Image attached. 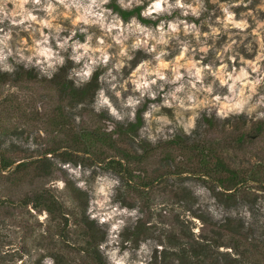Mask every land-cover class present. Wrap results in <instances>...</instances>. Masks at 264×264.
I'll list each match as a JSON object with an SVG mask.
<instances>
[{
  "label": "rangeland",
  "instance_id": "obj_1",
  "mask_svg": "<svg viewBox=\"0 0 264 264\" xmlns=\"http://www.w3.org/2000/svg\"><path fill=\"white\" fill-rule=\"evenodd\" d=\"M153 2L143 0L138 5L140 15ZM17 3H6L8 14L16 13L12 19L20 20L32 11L37 21L31 27L27 21L24 25L10 20L0 23V36L11 33L10 40L0 43L5 53L11 50L7 60L0 62V72L11 74L22 66L25 70L33 68L37 77L0 80V264H56V254L67 264H89L82 251L86 239L85 226L80 222L83 210L105 230L99 248L110 264L177 263L175 257H165L162 249L192 239L217 241V250L230 256L220 264H264V131L248 135L240 144L234 140L239 131H253L252 127L264 120V0H182L184 8L175 7L176 0H169L171 15L153 12L154 19L146 18L153 21L149 23L137 16L125 21L118 15L122 26L135 17L153 31L161 22L165 31L168 22H184L166 37V44L148 40V47L155 48L153 52L143 47L132 49L134 37L129 38L125 57L119 55L120 46L112 39L118 29L109 35L96 25H84L77 20L75 9L61 5L48 15L40 6L28 3L21 9ZM136 6L133 3L132 8ZM103 8L109 10L105 15L110 22L117 13L110 3ZM228 13L233 14L232 22L227 21ZM40 21L52 27H43ZM235 23L247 27L236 28ZM57 28L62 29L61 38L75 31L69 44L75 40L84 43L85 36L92 35L91 44L96 47L98 39H103L109 63L94 66L91 75L83 79L77 73L85 62L71 60L72 49L62 51L50 39L64 63H57L55 71L48 68L42 72L35 64V42L42 38L41 32L49 35ZM81 28H87V33H81ZM185 46L188 51L181 56ZM17 50L25 57L32 56L33 62L22 59ZM160 51L166 53L161 58L165 68H159L154 59ZM117 62L122 63L119 70L113 67ZM141 64H146L153 75L146 77L147 87L137 88L133 74ZM193 64L202 69L200 81L190 75L195 71ZM5 65L13 71H3ZM63 66H67V78L76 87L89 82L98 71V89L91 102L70 105L69 99L59 97L50 79ZM253 66L258 71L253 72ZM241 68L249 74L247 81L237 82L232 90L214 75L233 70L235 75ZM156 70L163 73V79L154 75ZM143 104V124L137 138L153 145L177 134L198 138L222 153L230 165H240L251 181L224 191L218 198L205 182L189 173L198 169L199 153L170 145L148 153L150 156L143 160L124 159L123 150H132L128 140L117 135V122L135 120ZM204 115L214 126L202 119ZM239 115L245 117L243 127ZM227 118L230 121L222 124ZM106 131L111 133L113 145L104 139ZM134 145L141 154L142 148ZM21 162L25 166L15 170ZM176 167L187 171L170 175ZM181 186L191 190L186 201L180 199ZM40 192L58 206L46 202L51 211L36 206L34 197ZM109 214L110 218L102 220ZM227 217L235 219L231 221L234 226L239 220L243 222L239 233L220 228Z\"/></svg>",
  "mask_w": 264,
  "mask_h": 264
},
{
  "label": "trees",
  "instance_id": "obj_2",
  "mask_svg": "<svg viewBox=\"0 0 264 264\" xmlns=\"http://www.w3.org/2000/svg\"><path fill=\"white\" fill-rule=\"evenodd\" d=\"M110 6L114 12H116L123 20H128L132 16H137L140 21L144 23L153 22L150 19L143 18L140 15V6H136L131 8L130 10L122 9L115 0H111ZM67 66H63L59 69V72L55 73L54 76L50 79L51 82L54 83L58 95L61 99H69L70 105L74 103H88V100L91 102L93 100L95 91L98 89V71H96L92 77V79L84 84L81 87H76L73 84L71 79L67 78ZM8 76H12V79L18 81L22 78L26 79H35L37 77V73L33 68L31 69H23L22 66H19L13 73H1L0 72V80H5ZM145 104H143L137 110V114L135 116V120L128 121L126 123L117 122L120 129H118L117 135L122 136L128 140L131 145V150L126 149L123 150V158L128 159H136L143 160L146 159L153 151L159 149L163 146H173V147H183L189 152L199 153L198 157V169L196 171H192L189 173L194 174V176H198L203 182L207 184V186L212 190L213 194L219 198L218 195L225 194L224 191L232 190L236 187H240L244 185L247 181H251L252 177H249L248 172L243 171L240 165H230L222 155V153H216V150L213 147H210L206 144H203L200 139H194L191 136H183L177 134L173 138L168 141H159L156 144H151L147 140L138 137V129L143 124L142 118V110L144 109ZM70 113L69 115H71ZM65 116V113L62 114ZM66 117V116H65ZM239 123L243 127L246 124L245 117L243 115H239ZM209 124V126H214V122L211 121L210 118H207L205 115L202 118ZM230 119L227 118L222 122L225 124L229 122ZM254 128L253 131L247 132V130L239 131V133L235 137V142L239 144L242 143L248 135L257 136L264 131V120L259 121L258 124ZM195 133H199L198 130ZM250 133V134H248ZM104 139H107L111 145L114 144V139L110 132H104ZM121 137V138H122ZM134 143H138V146L142 148V153L139 154L135 150ZM87 145V142L84 143ZM224 147V145H223ZM85 152L88 153V149H85ZM169 159V157H167ZM120 163V162H119ZM25 166L24 162L18 163L15 167V170H21ZM180 167H176V170L170 172V175H180L187 171L186 169H179ZM189 170V169H188ZM169 177V176H168ZM159 179L156 177L155 180ZM143 186H147L146 184ZM181 198L185 200L190 197L191 190L186 186H181ZM217 188H221L222 191L216 190ZM227 197H231V193H226ZM37 200L36 206L43 205L46 210L51 211L50 206L46 202H55L58 206L57 201L48 199L43 193H37L34 197ZM51 198V196H50ZM195 198V196H194ZM28 200V199H27ZM55 203L54 206H55ZM232 220L229 217L225 218V220L220 224V228H223L228 233H239L240 229L243 227V222L239 220V225H232ZM81 224L85 226L84 234L86 235V239L84 245L82 247V251L85 257L89 260V264H110L106 257L101 253L99 248V242L105 235V230L97 224L94 219H90L88 215L85 213V210L82 211L81 215ZM219 243L217 241H208V240H189V241H178L175 244H171V249L163 248L162 252L165 257H175L177 259V263L169 262L168 264H220V261L229 260V253L221 252L217 250ZM219 257H225L224 259H220ZM56 264H67L65 258L60 254L54 255ZM39 263V262H38ZM41 264V263H39Z\"/></svg>",
  "mask_w": 264,
  "mask_h": 264
},
{
  "label": "clouds",
  "instance_id": "obj_3",
  "mask_svg": "<svg viewBox=\"0 0 264 264\" xmlns=\"http://www.w3.org/2000/svg\"><path fill=\"white\" fill-rule=\"evenodd\" d=\"M110 2L111 0H55V3H53V0H46V2L42 4L41 0H18L17 7L23 9L25 4L31 3L33 6H40V10L46 12L48 15H51L56 10L57 5H61L65 9H75L76 12L79 13V15L77 16V20L81 21L84 25H96L109 35L112 33L113 29H118L116 35L112 36V39L117 45L120 46L119 55L121 57L128 56V47L127 45H125V41H127L129 38L134 37V43L131 45L132 49L143 47L148 52H153L155 51V48L148 47V40H154L156 44L159 45L166 44V37L170 33L177 32L179 29V24L184 23L183 21L168 22V29L167 31H165L164 23L161 22L157 29L153 31L151 28L141 25L139 21L135 17H133L127 26H122V22L118 14L113 16L110 22L108 21V17L105 15V12L109 10L104 9L103 5ZM142 2L143 0H128V2L125 3V0H117V3L124 10H130L133 6V3L138 6ZM6 3L7 0H3V2H0V23H3L5 20H10L13 24L24 25L27 21L29 22L27 27H31L32 22L37 21V16L33 15L32 11H27L26 14L22 15V18L20 20L12 19V16H15L16 13H13L12 16H10L6 9ZM175 7L184 8L182 0H176ZM172 8L173 5L169 3V0H154V2L147 9H145L141 13V15L145 18L151 17L154 19L155 17H152L153 12L157 13L158 15L164 12H168V14L171 15ZM224 11L227 13L226 8L224 9ZM183 15H187V13L185 12L183 13ZM227 21H233L232 13L227 14ZM40 23L43 27H52V25L47 21H40ZM185 26L187 28L186 24ZM234 26L240 29L247 27V25L244 23H235ZM25 30H27V28ZM61 30L62 29L57 28L54 33L49 35L41 32L42 38L35 42L36 49L33 54L35 57V64L41 66L42 72H47L48 68H52L55 71V65L57 63H64V59L60 55L59 51L53 50L51 44L49 43L50 39L55 40L58 48L62 51H67V49L70 47L72 49V55L70 56L71 60H74L77 63H79L81 60L85 62L81 72L77 73V75H80L83 79H87L91 75L94 66L99 64L107 65L109 63L110 56L106 50V47L108 46L105 45L103 39H98V44L96 47H93L91 44L92 35H86L84 43H81L79 40H75L71 44H69V40H71V37L76 35L75 31H73L71 33V36H69L68 38H61L59 35ZM87 31V28L80 29L81 33L86 34ZM10 39L11 33H4L2 36H0V43H5ZM5 46L7 45L5 44ZM17 51L22 59H26L28 63L33 62L32 56L25 57L22 52H20L19 50ZM187 51L188 49L185 46L182 49L181 56H183V54ZM96 53H99V55H96ZM165 54L166 53L164 51H160L154 57V59L159 62V68L167 67V64H165L161 59ZM8 55H11V50L5 53L3 48H0V62L6 61ZM129 59H131V57H129ZM113 67L119 70L122 67V63L117 62L113 65ZM192 68H194L195 71H190V75H194L196 81H200L202 79V69L196 67L195 64L192 65ZM3 71L12 72L13 69L10 66L5 65ZM252 71H258V67L253 66ZM233 73H235V70H233L232 73L217 72L214 73V75H216L220 79L221 84H227L229 89L232 90L233 88H235L237 82L245 83L249 76L248 72L244 68H241L238 74L234 75ZM109 75H111V69L109 70ZM133 75L136 78L132 82L136 83L137 88H142L148 86L149 81L146 80V77L148 75H153V72L147 68L146 64H141L136 69V72ZM154 75L158 76L160 79L164 78L163 73L159 70H156ZM112 79H115V77L113 76ZM176 79H181L179 72L177 73ZM229 80H231V84H228ZM151 83H155V80L151 81ZM193 87H195V82H193ZM216 99H219V97H216ZM105 103H107V100H105ZM101 207H103V203L101 204ZM108 218H110V214L108 216L102 217V220ZM101 247H103V245ZM113 259H115L114 254ZM117 264H119V261H117Z\"/></svg>",
  "mask_w": 264,
  "mask_h": 264
}]
</instances>
